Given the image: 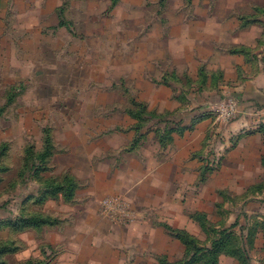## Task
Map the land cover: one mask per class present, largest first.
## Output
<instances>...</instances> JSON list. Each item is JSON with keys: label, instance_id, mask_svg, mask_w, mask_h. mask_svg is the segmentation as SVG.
Returning <instances> with one entry per match:
<instances>
[{"label": "rangeland", "instance_id": "obj_1", "mask_svg": "<svg viewBox=\"0 0 264 264\" xmlns=\"http://www.w3.org/2000/svg\"><path fill=\"white\" fill-rule=\"evenodd\" d=\"M244 60L264 0H0V264H264Z\"/></svg>", "mask_w": 264, "mask_h": 264}, {"label": "crops", "instance_id": "obj_2", "mask_svg": "<svg viewBox=\"0 0 264 264\" xmlns=\"http://www.w3.org/2000/svg\"><path fill=\"white\" fill-rule=\"evenodd\" d=\"M235 67L237 71H241L242 78L236 79L239 82L235 84L232 91L237 97L236 100L242 112L233 131L239 134L238 137L257 136L260 140L263 134L259 131L264 132V64H260L259 72L255 76L251 75L253 66L248 60L237 63ZM223 70L226 69L223 68ZM248 110L249 112L245 113Z\"/></svg>", "mask_w": 264, "mask_h": 264}, {"label": "trees", "instance_id": "obj_3", "mask_svg": "<svg viewBox=\"0 0 264 264\" xmlns=\"http://www.w3.org/2000/svg\"><path fill=\"white\" fill-rule=\"evenodd\" d=\"M219 247H220V243H218L217 248H219ZM222 247H224V246H222ZM205 251H206V253H209L213 257V260H214L213 264H215L217 261V256L219 255L220 251L214 250V249L206 250L205 248H197L195 254L188 261L184 262L183 264H195L196 262H198V259H199L198 256Z\"/></svg>", "mask_w": 264, "mask_h": 264}]
</instances>
